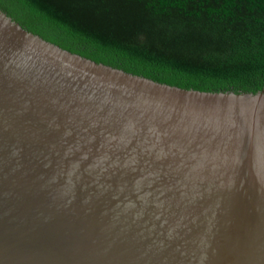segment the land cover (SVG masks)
Instances as JSON below:
<instances>
[{"label": "water", "instance_id": "obj_1", "mask_svg": "<svg viewBox=\"0 0 264 264\" xmlns=\"http://www.w3.org/2000/svg\"><path fill=\"white\" fill-rule=\"evenodd\" d=\"M0 264H264V86L140 72L0 0Z\"/></svg>", "mask_w": 264, "mask_h": 264}, {"label": "trees", "instance_id": "obj_2", "mask_svg": "<svg viewBox=\"0 0 264 264\" xmlns=\"http://www.w3.org/2000/svg\"><path fill=\"white\" fill-rule=\"evenodd\" d=\"M140 72L264 86V0H16Z\"/></svg>", "mask_w": 264, "mask_h": 264}]
</instances>
